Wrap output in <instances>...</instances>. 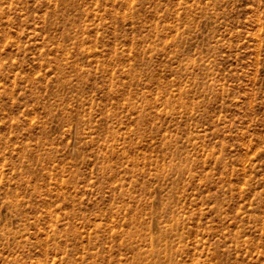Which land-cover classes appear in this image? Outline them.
Returning <instances> with one entry per match:
<instances>
[{
  "label": "rangeland",
  "instance_id": "obj_1",
  "mask_svg": "<svg viewBox=\"0 0 264 264\" xmlns=\"http://www.w3.org/2000/svg\"><path fill=\"white\" fill-rule=\"evenodd\" d=\"M0 264H264V0H0Z\"/></svg>",
  "mask_w": 264,
  "mask_h": 264
}]
</instances>
